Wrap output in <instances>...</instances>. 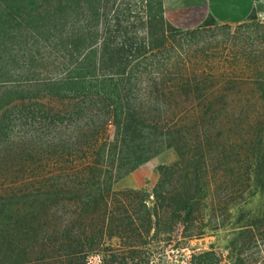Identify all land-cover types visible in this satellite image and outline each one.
Listing matches in <instances>:
<instances>
[{
    "label": "trees",
    "instance_id": "16d2710c",
    "mask_svg": "<svg viewBox=\"0 0 264 264\" xmlns=\"http://www.w3.org/2000/svg\"><path fill=\"white\" fill-rule=\"evenodd\" d=\"M165 10L0 0V264H264V23ZM167 148L151 193L113 189Z\"/></svg>",
    "mask_w": 264,
    "mask_h": 264
},
{
    "label": "rangeland",
    "instance_id": "374dc122",
    "mask_svg": "<svg viewBox=\"0 0 264 264\" xmlns=\"http://www.w3.org/2000/svg\"><path fill=\"white\" fill-rule=\"evenodd\" d=\"M165 18L175 27H197L215 21L218 25L229 23L234 27L242 21L258 20L264 23V11L256 9L255 0H165ZM176 152L172 148L164 149L158 155H153L131 173L125 174L113 183L114 190L122 188H143L151 193V188L160 177L159 167L176 160ZM247 203L240 204L246 209H255L259 205L258 195L250 197ZM239 213V206L234 209V215ZM233 220V221H232ZM232 222H235L232 219ZM233 223L217 231H209L203 238L189 242L188 248L201 247L223 250L233 229ZM184 249V248H183ZM189 253L188 249H184ZM101 255L95 252L94 255Z\"/></svg>",
    "mask_w": 264,
    "mask_h": 264
},
{
    "label": "built area",
    "instance_id": "2783aa9c",
    "mask_svg": "<svg viewBox=\"0 0 264 264\" xmlns=\"http://www.w3.org/2000/svg\"><path fill=\"white\" fill-rule=\"evenodd\" d=\"M88 264H103V259L100 255H92L88 259Z\"/></svg>",
    "mask_w": 264,
    "mask_h": 264
}]
</instances>
